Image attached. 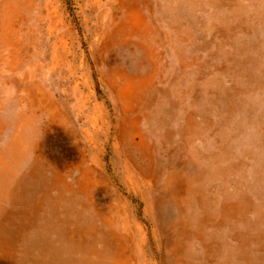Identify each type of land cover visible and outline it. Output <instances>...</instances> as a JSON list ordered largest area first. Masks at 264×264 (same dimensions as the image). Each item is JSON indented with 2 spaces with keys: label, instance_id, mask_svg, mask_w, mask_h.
Masks as SVG:
<instances>
[{
  "label": "rangeland",
  "instance_id": "374dc122",
  "mask_svg": "<svg viewBox=\"0 0 264 264\" xmlns=\"http://www.w3.org/2000/svg\"><path fill=\"white\" fill-rule=\"evenodd\" d=\"M0 264H264V0H0Z\"/></svg>",
  "mask_w": 264,
  "mask_h": 264
},
{
  "label": "bare ground",
  "instance_id": "6f19581e",
  "mask_svg": "<svg viewBox=\"0 0 264 264\" xmlns=\"http://www.w3.org/2000/svg\"><path fill=\"white\" fill-rule=\"evenodd\" d=\"M130 11V10H129ZM136 12V11H135ZM134 11H131L128 15V17L125 20V23L121 24V26L124 27H129V28H135L140 24V18L138 17L137 14H135ZM142 21V20H141ZM128 89L123 91V94H125L126 96H128L130 94V87H127Z\"/></svg>",
  "mask_w": 264,
  "mask_h": 264
}]
</instances>
